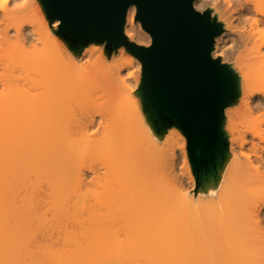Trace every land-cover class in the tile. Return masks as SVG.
<instances>
[{
  "label": "bare ground",
  "instance_id": "6f19581e",
  "mask_svg": "<svg viewBox=\"0 0 264 264\" xmlns=\"http://www.w3.org/2000/svg\"><path fill=\"white\" fill-rule=\"evenodd\" d=\"M13 1L25 5L0 12V264H89L92 244L107 247L130 229L140 236L112 248L119 255H142L138 264H264V0H224L234 2L236 12L226 17L225 31L239 34L248 73L245 81L238 78L239 109L225 110L228 147L199 178L188 162L192 192L179 185L188 173L178 178L172 171L178 142L170 134L173 147L168 140L160 144L167 133L134 93L133 106L117 111L95 108L85 94L76 97L93 54L99 53L107 68L102 79L124 91L128 82L140 85L141 60L133 54L111 66L116 58L109 59L104 44H94L76 48L81 65L73 59L75 50L54 34L58 19L48 25L40 16L28 25L17 12L32 0ZM194 5L204 10L209 3L195 0ZM135 15L132 5L125 35L149 45L151 35ZM36 40L51 45L22 55L25 43ZM221 53L216 41L213 55ZM46 62L68 70L43 69ZM133 63L138 73H124ZM71 92L75 96L68 99ZM175 130L183 153L186 137ZM89 186L93 198L87 201L83 192ZM153 195L161 202L154 199L144 209L141 199ZM152 202L163 204L153 211Z\"/></svg>",
  "mask_w": 264,
  "mask_h": 264
},
{
  "label": "water",
  "instance_id": "95a60500",
  "mask_svg": "<svg viewBox=\"0 0 264 264\" xmlns=\"http://www.w3.org/2000/svg\"><path fill=\"white\" fill-rule=\"evenodd\" d=\"M39 1L50 23L60 21L54 32L67 46L96 42L110 56L121 47L137 56L142 62L139 92L152 119L164 134L173 127L182 131L198 178L217 163L229 144L225 110L241 93L233 65L213 55L225 25L211 8L201 11L195 0ZM132 5L135 19L151 35L149 45L125 35Z\"/></svg>",
  "mask_w": 264,
  "mask_h": 264
},
{
  "label": "rangeland",
  "instance_id": "374dc122",
  "mask_svg": "<svg viewBox=\"0 0 264 264\" xmlns=\"http://www.w3.org/2000/svg\"><path fill=\"white\" fill-rule=\"evenodd\" d=\"M204 1H206V2L209 3L208 7H206V8H211L213 15H216L218 17V19L221 22L224 23V25H225L226 17H229L233 13L235 14V12H236L233 9L234 8V6H233L234 2H231L232 4H228L224 0H223L224 2L222 0H216V2H213V3H210V1H212V0H204ZM24 5L25 4L24 3L22 4L21 1H18L17 3H15L13 0H0V12H1L2 8L8 9V10H14V9H19L22 6L24 7ZM226 5H228V6H226ZM29 6L30 7L32 6V9L29 8ZM231 10H232V12H231ZM17 14L19 16L25 17L27 19V21L25 19V22H26V24L28 23V25H33L35 22H37V18L38 17H40V16H44L45 17L46 16V14L43 11V8H42L41 3H40L39 0L29 1V5H27V7H25L23 9V12L20 13L18 11ZM237 16L238 15H235V18H237ZM45 19H46V21H48L47 24L50 25L51 23L47 19V17H45ZM234 19L232 18V20H234ZM235 24H238L237 19L235 20ZM26 29H27L26 30V33L29 34L28 31H30V27H26ZM54 34L57 35L55 32H54ZM238 38H240V36H239V34H237V31H233V30L224 31L223 34L220 37L218 36L216 38V41H218V44L220 45V48L222 50V53L221 54H217L215 57L221 56L224 62H227V63L232 64L233 67H234V69L239 74V76H238L239 79H241V81L243 82V81H245V74L248 73V70L245 69V62H243V58L239 54V52H241L243 50H241V46H242L241 43H242V41H239L241 38L240 39H238ZM25 41H27V39ZM14 42H16V41H14ZM61 42L63 43V45H64V47L66 49H68V50H73L74 49L73 46H71V45L70 46H67L65 44V42L62 41V39H61ZM146 42H147V39H142L141 41H139L138 44L147 45ZM14 44L19 47V45H17L18 43H14ZM94 44L98 45V43H96V42L93 43L92 42L89 45H85V47L83 46V47L79 48L78 50H81L82 48H83V50L84 49H87L88 47H90V46H92ZM49 45H51V43L49 41H44V42L43 41H38L37 42V40H36V42L34 41L33 43H30V41H28V42L25 43L24 47H22L24 49L21 52H22V55L27 56L28 53L31 52V51H33L34 48H35L34 51L35 50L40 51V49L43 50V48H45L46 46H49ZM14 48L17 49L16 47H14ZM237 48H239L240 51ZM74 50H75L76 53H79V51L78 52L76 51L77 49H74ZM72 55H73V59L75 60V62L80 63L81 65L83 64V61H79V59H80L79 57H81L82 55L81 56H77L75 54H72ZM130 55L133 56V54H130V53H128L126 51L125 47H121L116 52H114V53L111 54V57L109 58L110 60L112 59V57H115L116 58L115 61H112L111 66H118V65H120V63H122L123 61L128 60V58L130 57ZM46 63L43 65V67H42L43 69L50 68L51 70H53V69H57L56 67H60L61 69L63 68L64 70H68V68L67 67H64V65H62V64H59L56 67H54L55 64H52L51 62H46ZM48 63L51 66L48 65ZM86 64L88 65L87 71L86 70H84V71L86 72V74L88 73V76H86L85 79L83 78L84 79L83 81L86 83V84L85 83L83 84L85 86V87L84 86L83 87H84V89L85 88L86 89L85 90L82 89L83 91H85V93H83L82 90L81 91H78V92H76V93H78V94H76V97H78L80 99V97H79V95H80L81 98L83 99L82 96L85 94L84 95V98H85L84 100H87L88 101V99H89L88 102L91 105H94L95 108H97V107L103 108L106 111L110 110L111 107H114V109H116V111L118 110V108L120 110V108L122 109V108H130V107H132L133 106V102H134V99H133V96H132L133 93L139 99H141L142 103H144L143 100H142V98H141V96H140V92H139V89H138L139 86L135 88L133 86V84H131V82L130 83L128 82V83H126V84H128V88L124 91V90H121V88L119 86L111 83L112 85H115L116 86V88L114 86L115 89H118V91L120 93V94H118L117 91H114L115 89L112 88L111 85H109L110 83L108 84V81H105V79H102L104 77L103 76L104 72L107 71V68L103 65V62H102V59H101L99 53H95L92 56H90L88 58V61L86 62ZM44 67H47V68H44ZM53 71H56L57 72L58 69L57 70H53ZM138 71H139L138 66L135 63H133L132 66L124 69L123 72L126 73V74H128V75L131 74V73L133 75H135V74L138 73ZM141 72H140V80H141ZM20 73H21V71H20ZM126 76L127 75H125V77ZM135 77L136 76H134L133 78H135ZM86 81L87 82L89 81L90 83L89 82L87 83ZM103 83H105V84H103ZM86 85H87V87H86ZM109 86L111 87L110 89H109ZM119 88H120V90H119ZM136 89H137V91H136ZM135 91H136V93H135ZM66 95L69 96V92L66 93ZM66 95H65V97L67 98ZM71 95H72V96H70L71 98L68 97V99H72V97L74 98L75 93L72 94V92H71ZM95 101H96V103H95ZM240 101H241V97H240L239 101L236 104H234L233 106H230L229 108L231 110H237V109H239ZM93 102H94V104H93ZM89 103H88L89 108H91ZM81 105H82V103H81ZM82 106L84 107V104ZM109 107H110V109H109ZM85 108H88V106L85 107ZM92 108L90 110H92V111L94 110L95 113H96V110L98 111V109H99L98 108V109L95 110V108L93 106H92ZM112 112H115V110H111L110 113H112ZM98 113H99V111H98ZM229 127H230V118L226 115V128H225V130H228ZM176 128H177L178 131H180L182 133V131L178 127H173L167 133L168 136L165 135L166 137L165 136L162 137V139H160L159 142H160V144H163L164 142H166L165 140H168L167 143H169V146H171V147H173V146L170 143H174L172 137L174 138V140H176V142H178V143H176V146H175V155H174V156H176V158H174L175 159V162L173 161L174 163H176L175 165H173V166H175V169L176 170L172 167V171H174V172L176 171V174L179 176L178 178H182L180 176L186 175L188 173L185 178L184 177L182 178V180H184V181L181 180V183L183 182L182 184H180V181H179V185H183L184 184L183 186H186V187H184V190L187 189V191L192 192V188H191V185H190V182H189L190 179H189V181L187 179V178H189L188 176L190 175L189 170H188L189 158H188V151H187V140H186V146H185L186 147V149H185L186 151H184L182 153L181 150H182V144H183V142L180 140V137L178 136L177 131L175 130ZM170 134L172 135V137L170 136ZM248 135H249V133H248ZM249 136H247V138L249 137L252 140L253 139L252 138V135H249ZM96 138H98V137H96ZM249 138H248V142L250 141ZM180 146H181V149H180ZM182 155L185 157V159H184L186 161L185 163H184V160H183L184 157ZM184 164H185V166H184ZM182 167H185L186 168V172L183 170L185 173L181 170ZM177 170H179L180 173ZM181 171L184 174H182ZM186 179H187V182H186L187 184L184 183L186 181ZM179 185L176 184V186L180 187ZM188 185H189V188H188ZM93 190H94L93 186H89L88 187V190L83 192V193L87 192V194L83 196V199H85L87 201L88 200H91L93 198L92 197L93 195H91V192ZM119 193H121V192L120 191L116 192L115 193V197L119 196ZM153 196L154 197H151L153 199H150L149 201L146 200L147 202L145 201V198H144V200L141 199V203H144L145 202L144 204L147 205L146 206V205H143L142 204V206H144V209L149 208L148 205L151 204L150 202L151 201H154V199H157L156 200L157 202L158 201L161 202V200H158L159 199L158 196H156V195H153ZM147 203H149V204H147ZM161 204H163V202ZM161 204H158L157 203V205H156V203H153L152 202V205H150L151 206L150 209H152L153 211H156L158 208L160 209V207H162ZM153 207H154V209H153ZM134 228H135V226H134ZM134 228H133V230H135ZM135 236H140V235L138 233H136L135 231H132L131 229L130 230H123L118 235H115V237H113L109 243H107V247H101V248L98 249V248H96V245L95 244H92V246H90V259H89V264H138V260H139L138 259V256L141 258L142 255L137 254L138 255L137 256L135 253L134 254L119 255L120 253H117L116 250H114L112 248V245L113 244H121L125 239L133 238ZM140 263L141 262H139V264Z\"/></svg>",
  "mask_w": 264,
  "mask_h": 264
}]
</instances>
